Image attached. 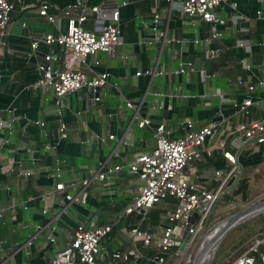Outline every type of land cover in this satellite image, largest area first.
Instances as JSON below:
<instances>
[{
	"label": "crops",
	"instance_id": "obj_1",
	"mask_svg": "<svg viewBox=\"0 0 264 264\" xmlns=\"http://www.w3.org/2000/svg\"><path fill=\"white\" fill-rule=\"evenodd\" d=\"M47 1L63 26L61 11L78 0ZM181 1L127 0L122 5L121 0H108V5L119 8L122 43L111 53L99 52L87 58V67H82L89 77L102 72L109 75L97 103L87 89L64 97L63 120L68 130L64 142H58L56 137L53 96L31 88L40 78L37 66L46 55L51 56L47 63L52 69L63 68V53L55 45H40L35 54L29 53L31 39L37 34L53 33L55 27L20 35L14 27L20 19L25 23H48L36 12L38 0H23L22 10L16 5L7 47L0 54V117L10 125L0 130V165L13 161L21 167H14L7 174L0 170V210H5L4 219H0V240L10 246L25 240L36 226L43 227L29 255L22 252L15 256L17 264H47L76 226L87 220L113 226L104 241L108 252L136 249L142 255L138 264H153V255L158 252L155 244L168 224L165 213L176 201L169 199L155 207L162 211L155 226L146 218L148 213L123 216L122 210L141 185L127 164L138 153L155 146L154 131L160 124L170 138H177L185 133L187 121L198 129L212 119L222 118L218 132L202 147L201 158L186 168L190 182L214 189L215 172L229 168L223 153H230L237 157L236 172L228 179L230 192L243 182L249 193L264 191V146L245 145L243 136L236 131L239 123L247 121L237 113L246 86L264 82V17H256V12L264 9V0H228L217 7L216 17L223 21L217 26L221 34L217 40L210 38V24L192 21L181 13ZM155 4L161 16L157 27L163 37L161 42H155L152 34L151 8ZM86 25L92 29L90 21ZM240 40L250 46V52L237 46ZM186 63L194 71L175 74ZM255 96L258 105L252 109V118L257 119L264 111V88L258 87ZM126 101L136 108L137 115L126 107ZM141 117L149 119L150 125L138 128L136 118ZM35 121L45 123L44 134L34 125ZM4 140L9 143L1 147ZM47 143H58L56 150H46ZM56 160L61 162L65 183L89 178L100 165L123 168L109 181L92 179L85 190L84 204L66 205L62 195L53 192L51 173ZM20 170L30 171L31 175L17 176ZM71 191L78 195L81 188L76 185ZM13 208L15 221L10 220ZM43 210L47 213L43 214ZM54 224L56 242L51 244L47 229ZM133 227L154 234L151 247L144 248L141 239L131 241L128 230ZM147 250L151 252L148 256ZM176 250L173 256L177 255ZM98 264H130V260L108 259Z\"/></svg>",
	"mask_w": 264,
	"mask_h": 264
},
{
	"label": "built area",
	"instance_id": "obj_2",
	"mask_svg": "<svg viewBox=\"0 0 264 264\" xmlns=\"http://www.w3.org/2000/svg\"><path fill=\"white\" fill-rule=\"evenodd\" d=\"M92 0H78L66 6L61 11L64 17V25L61 26L60 19L51 12L52 6L47 0H38L36 12L40 17L46 19L47 23L55 27L53 33H41L34 36L29 44L30 55L36 53L40 45H55L63 53V68L52 69L49 65H38L39 80L31 86L33 89H42L51 93L54 98V107L57 118L56 137L58 142H64L68 136V130L63 120V99L66 95L77 92L81 89H87L94 92L95 89H101L108 83V74L98 73L89 77L82 67H87V58L95 56L97 53H111L121 45L122 35L120 29V12L118 7L108 5V0L99 4L90 5ZM125 5L127 0H121ZM228 0H182L180 11L183 15L193 20H201L212 27L210 38L217 40L220 38L218 25L223 23L216 17L215 9ZM16 5L24 9L23 0H0V54L7 47V38L11 24V16ZM235 8V4L233 5ZM256 17H264V9L256 12ZM235 18H240L235 16ZM161 16L157 4L151 8L152 34L155 42L163 40L162 34L157 27L160 24ZM92 23V29H83V24ZM22 27H25L23 24ZM237 46L245 52H250V46L242 40L237 42ZM51 61V56L46 55L44 62ZM194 68L190 63L182 64L175 74L193 72ZM140 75V73H137ZM258 87L264 88V82L259 81L254 85L246 86V94L242 104L237 107V113L244 116L247 121L239 123L236 131L244 139V144H253L264 146V111L257 119L252 118V108L258 105L255 91ZM100 100L99 92L94 95L93 101L97 103ZM126 107L133 110L137 115L136 108L130 101H126ZM220 117L212 119L207 125L194 129L193 123L187 121L185 124V133L177 138H170L163 124L156 126L154 131L155 146L146 152L138 153L134 159L127 164L130 173L136 175L141 183L136 194L131 201L123 208L122 215L129 216L133 213L146 214L157 205L167 200L174 199L176 203L165 213L167 225L163 228L157 243V254L153 255V264H166V259L171 253L173 247H176V254H181L178 250L180 241L178 236L181 228L188 219L196 214L194 224L189 229L191 241L202 230L205 221L210 216L215 205L224 194H229L227 188L228 179L236 172L237 157L230 153H223V157L228 162L227 170H218L215 172L217 186L214 189L207 187H197L190 182L186 174V168L196 160L201 158V149L207 140L212 139L221 127ZM138 128H144L150 125L147 118H136ZM34 125L44 131L45 123L35 121ZM10 127L5 120L0 117V130ZM44 134V133H43ZM110 139L113 137L110 136ZM9 141L1 142V147L8 144ZM57 144L47 143L46 150H56ZM14 167L20 169V164L8 161L0 165L2 173L7 174ZM123 168L121 165L107 167L100 165L97 172H91L89 178L74 180L68 183L62 181L61 162L55 161L51 178L54 182L53 192L62 195L65 204L85 203V190L88 188L92 179L99 181H109L112 176ZM30 171H18L17 176L29 177ZM76 185L81 188L80 194L74 195L72 191ZM5 210H0V219H4ZM43 214L47 211L43 210ZM16 209L13 208L10 220L15 221ZM43 229L42 226H36L34 233H31L25 240L14 242L8 246L6 241L0 240V264H17L15 256L24 252L29 255L30 249L34 246V241L38 232ZM56 224L47 229V240L54 244L56 241ZM183 230V229H182ZM113 231V226L109 224L95 225L90 221H84L76 226L73 234L68 241L61 247L47 264H98L99 262L111 259L129 261L130 264H138L142 258L141 253L136 249H129L125 252H108L104 247V241ZM128 237L134 242L137 239L142 240L144 248H149L155 242V236L139 227H133L128 230ZM231 264H264V237L252 244L249 249L237 257Z\"/></svg>",
	"mask_w": 264,
	"mask_h": 264
},
{
	"label": "trees",
	"instance_id": "obj_3",
	"mask_svg": "<svg viewBox=\"0 0 264 264\" xmlns=\"http://www.w3.org/2000/svg\"><path fill=\"white\" fill-rule=\"evenodd\" d=\"M102 1L104 0H92L89 2V4L95 5L101 3ZM148 3H149L148 5L150 6L151 1ZM261 53H264V50H262ZM237 197H240L241 201L243 202H247L248 200H250V193L247 190L246 182L240 183L237 189H234L229 194H224L219 199V201L217 202V204L215 205L214 209L211 212L212 213L211 217L209 216L208 219L205 221L204 227L216 221L217 216H213L214 214L213 211L216 208L217 210L219 208L218 213H220L222 209L226 208L228 205L233 203L235 198ZM160 214H162V211H160V209L159 210L155 209L154 207L150 211V213L148 212L146 218L150 219V222H152V224L155 226L160 221ZM220 215L221 214H218V217H220ZM233 232L238 234H236L235 236H230L231 233L233 234ZM109 237L110 235H108V238ZM263 237H264V215L259 216L230 232L228 236L224 239L222 244L220 245L212 264H231L237 257L245 253L252 244H254L257 240ZM175 250L176 247H173L171 251L172 255ZM150 253L151 252L149 250L146 251L147 256L150 255Z\"/></svg>",
	"mask_w": 264,
	"mask_h": 264
},
{
	"label": "water",
	"instance_id": "obj_4",
	"mask_svg": "<svg viewBox=\"0 0 264 264\" xmlns=\"http://www.w3.org/2000/svg\"><path fill=\"white\" fill-rule=\"evenodd\" d=\"M23 24L25 25L24 28H22ZM15 29L17 32H19L20 35H27L30 31H38V32H44V29L42 28H49L50 24H46V25H39L38 23L35 22H28L25 23L23 19H20L15 25H14ZM83 29H87V25L86 23L83 24ZM39 65L42 66H47L48 63L47 62H43L40 61ZM100 91V89H95L94 92H92L94 95H97V93ZM258 207L260 211H258ZM264 215V197L259 199L258 201L248 205L247 207H245L244 209L231 214L229 216H227L226 218H224L223 220H221L220 222L216 223L214 225V227L212 228V230L216 227L219 226V230H218V235L217 237H215V239H212L209 246L205 249L204 252H200L199 249L197 251V254L193 260V264H197V261L200 258V255L202 256L204 253H206L207 255V259L205 260V262L203 261L202 264H211L214 255L219 247V245L221 244L222 240L224 239V237L234 228L244 224L247 221H250L252 219H255L259 216ZM197 215L194 214L192 215L187 223L184 225L183 228V232H182V239L181 242L179 244L178 250L180 253H182L183 251H185L186 247L188 246V244L191 241V235L188 233L189 229L191 228V226L194 224L195 219H196ZM210 230V232L212 231ZM207 235L204 234L203 237ZM202 237V239H203ZM196 245V244H195ZM194 245V246H195ZM192 252L190 253V255H192Z\"/></svg>",
	"mask_w": 264,
	"mask_h": 264
},
{
	"label": "rangeland",
	"instance_id": "obj_5",
	"mask_svg": "<svg viewBox=\"0 0 264 264\" xmlns=\"http://www.w3.org/2000/svg\"><path fill=\"white\" fill-rule=\"evenodd\" d=\"M250 196H251L250 200H248L247 202L241 201L240 197L235 198L234 202L231 203L230 205H228L226 208L222 209V211L220 213H218L219 208H218V210L216 208L215 209L216 211L215 210L213 211V213H214L213 216H217L216 221L214 223L212 222L210 225H206L205 227L203 226L202 230L199 231V233L196 235V237L192 241H190V243L186 247L185 251H183L181 254H177L176 256H173L172 254L168 255V257L166 259V264H193V260L197 254L198 249L201 248L199 251L204 252L205 249L208 247L209 239H210L211 235L213 234V230L217 227L216 226L212 230L214 225L216 223L220 222L221 220H223L224 218H226L227 216L235 213L236 211L243 209V208L247 207L248 205H250V204L258 201L259 199L263 198L264 197V191L256 190V191H253L252 193L250 192ZM211 214H210V217H211ZM218 214H221L220 217H218ZM248 222L249 221H247L245 223H248ZM178 225L182 229L183 223L179 222ZM240 226H238V227H240ZM238 227L234 228L233 230L237 229ZM210 230H212V231L210 232ZM233 230H231L230 232H232ZM204 234H207V235H205L203 237ZM228 234L224 237V239L228 236ZM236 234H238V233L233 232V234L231 233L230 236H235ZM202 237H203V239H202ZM215 237H217V236H215ZM215 237H214V239H215ZM224 239L222 240V242L224 241ZM222 242H221V244H222ZM201 245L203 248L201 247ZM220 245H219V247H220ZM112 246H114V245H112ZM219 247H218V249H219ZM218 249H217L216 253L218 252ZM191 251H193L192 255H190ZM216 253L214 255V258L216 256ZM205 254L206 253H204L202 256L200 255V258L198 261L203 259ZM214 258H213L211 264L213 263ZM198 261H197V263H198Z\"/></svg>",
	"mask_w": 264,
	"mask_h": 264
},
{
	"label": "bare ground",
	"instance_id": "obj_6",
	"mask_svg": "<svg viewBox=\"0 0 264 264\" xmlns=\"http://www.w3.org/2000/svg\"><path fill=\"white\" fill-rule=\"evenodd\" d=\"M259 208H261V207H258V209H257L258 211H260ZM218 230H219V226H217V227L213 230V234L211 235L208 244H210L211 240L214 239V237L218 235ZM208 246H209V245H208ZM206 259H207V255L205 254V256L203 257V259H201L200 261H198L197 264H202L203 261L205 262Z\"/></svg>",
	"mask_w": 264,
	"mask_h": 264
}]
</instances>
